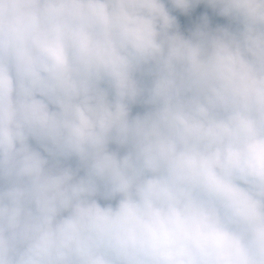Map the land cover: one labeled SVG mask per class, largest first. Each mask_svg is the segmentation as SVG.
<instances>
[{"label":"clouds","instance_id":"9594fccd","mask_svg":"<svg viewBox=\"0 0 264 264\" xmlns=\"http://www.w3.org/2000/svg\"><path fill=\"white\" fill-rule=\"evenodd\" d=\"M0 264H264V0H0Z\"/></svg>","mask_w":264,"mask_h":264}]
</instances>
